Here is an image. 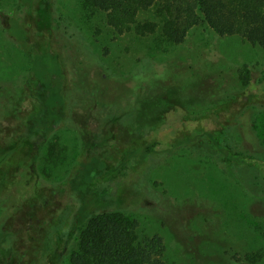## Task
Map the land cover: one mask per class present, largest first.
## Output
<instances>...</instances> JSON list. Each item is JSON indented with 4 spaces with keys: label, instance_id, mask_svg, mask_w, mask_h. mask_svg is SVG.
I'll return each mask as SVG.
<instances>
[{
    "label": "rangeland",
    "instance_id": "374dc122",
    "mask_svg": "<svg viewBox=\"0 0 264 264\" xmlns=\"http://www.w3.org/2000/svg\"><path fill=\"white\" fill-rule=\"evenodd\" d=\"M139 19L157 20L155 10ZM155 38L117 35L83 0H0V160L17 145L0 165V264H71L74 236L64 250L63 242L85 197L135 217L142 237L161 235L168 264L229 263L248 252L264 264V170L228 162L206 135L166 150L184 129L220 130L226 150L264 160V48L204 25L182 44L157 48ZM22 43L30 54L63 56L65 103L49 135L37 120L47 96ZM158 139L147 159H128ZM91 157L100 171L77 176ZM5 187L16 188L13 198ZM177 206L178 232L163 213Z\"/></svg>",
    "mask_w": 264,
    "mask_h": 264
},
{
    "label": "trees",
    "instance_id": "16d2710c",
    "mask_svg": "<svg viewBox=\"0 0 264 264\" xmlns=\"http://www.w3.org/2000/svg\"><path fill=\"white\" fill-rule=\"evenodd\" d=\"M83 4L94 14L101 13L117 35L121 36L129 32L141 37L154 35L157 48L161 41L182 44L190 31L198 25L207 26L220 36L238 35L251 44L264 48V0H83ZM150 9L155 10L157 20H140L139 14ZM52 18L53 13L50 16L51 27ZM20 27L21 23L15 19L14 28H17L19 39L23 38V30ZM22 46L31 57V77L36 78V85H39L47 96L40 107L41 111L46 109V113L37 120L40 129L42 128L46 135H49L55 131V124L60 119V112L65 103L63 56L53 48L52 52L48 51L45 54H40L39 51L30 54L32 49L29 45L22 43ZM242 76L248 78L249 71L246 70ZM36 114L38 113L27 117L26 123H32ZM182 133L175 138L170 137L175 143H169L166 150L174 152L182 145H193L200 137L206 135L214 142L218 151L226 155L228 162L256 165L264 170V160L258 161L226 150L219 142L223 133L220 130L209 134L204 129L194 133L184 129ZM160 144L162 142L159 139L158 142H149L142 149L128 153V159L137 157L147 159ZM16 149L17 145H9L2 149L4 156L0 160V165L3 162L10 163V155ZM101 164L103 161L96 157H91L90 160L87 158L75 166V172L77 176L84 174L86 177L94 178L100 171ZM15 192L16 188L5 187V198H13ZM7 193L12 195L7 196ZM98 204L102 205V211L88 216L90 210ZM106 206L105 203L85 197L72 224L68 223L69 236L64 239L63 250L74 236L75 249L70 255L71 264H168L167 245L161 235L142 237L139 232V222L135 217L121 210L107 209ZM177 208L178 206L163 211L174 215L176 232L179 231L177 221L181 219ZM162 222L168 226L164 214ZM55 243H58V239ZM54 255L60 254L57 251ZM258 258H260L258 252H248L245 255L236 253L229 263L217 264H254Z\"/></svg>",
    "mask_w": 264,
    "mask_h": 264
}]
</instances>
